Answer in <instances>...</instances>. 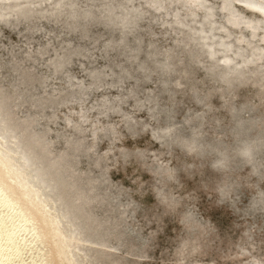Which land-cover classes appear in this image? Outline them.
<instances>
[{"label": "rangeland", "instance_id": "374dc122", "mask_svg": "<svg viewBox=\"0 0 264 264\" xmlns=\"http://www.w3.org/2000/svg\"><path fill=\"white\" fill-rule=\"evenodd\" d=\"M40 1L42 0H30L27 7L18 10L20 12L30 5L36 6ZM89 1L78 0V4L82 10H87L97 8L103 2ZM191 1L189 7L197 0ZM207 1H211L210 10L214 12L212 18L220 27H226L233 34L236 49L246 48L251 41L264 51V23H261L264 20L258 14L248 11L244 7L246 5L238 0H231L243 17L252 18L260 25L257 36L249 39L252 32L244 25L228 23L226 14L221 9L223 0L197 2ZM12 2L21 4L22 0H0V3L5 4ZM52 2L55 0L48 1L38 9H49ZM184 2L188 1H133L134 7L145 12L143 18L136 20L133 26L138 29L141 39H136L137 34L131 30L124 36L131 45L136 44L142 49L139 58L124 55L126 46L107 47V37L112 36L118 40L121 30L102 24L97 18L86 22V35H81L77 30H69L62 20L52 21L47 17L36 18V27L32 30L25 29L26 23L23 22H16L14 25L0 22V82L8 88L16 86L14 90L17 99L23 106H18L11 117L17 123L18 135L24 142L22 147L26 152L37 147L40 150H37L36 154L40 156L48 147L54 156L65 155L61 161L65 164L63 169L78 175L89 174L94 178L106 171L108 181H98L97 184L103 187L110 182L114 187L121 189L115 199L102 202L103 207L119 206L125 209L119 237H109L112 247L103 248L114 251L120 263L250 264L252 254L248 252L249 249H240L241 243H248L253 253L264 260V144L259 146L260 156L255 159L246 162L240 152L232 150L226 158L234 165L217 168L213 162L220 155L221 144H215L211 150L198 155L194 151H188L183 143L164 147L161 140L153 135L159 128L168 126L170 121L167 116L170 115L174 119V122H171L177 126L175 129L185 137H191L197 122L188 121V118L194 120L200 115L203 116L204 122L200 128L204 142L220 138L219 140L232 146L234 136H225L222 132L232 123L233 115L236 114V117L244 120L246 125H251L253 118L264 117L263 83L245 82L237 85L234 80L232 86H227L222 78H217L205 70L204 65H211L205 56L199 59L190 56L185 42L188 37L178 33L179 17L172 15L174 12H178L179 16L191 12L183 9ZM125 3H128V0H125ZM167 4L169 7H164ZM192 7L190 10L196 13L197 21L206 16L204 5ZM38 9L34 8L35 11ZM59 11L60 9L55 10L53 14L56 15ZM18 17L15 11L8 19L15 20ZM183 19L184 22L190 21L187 28L200 26V23L192 22L189 16ZM224 33L217 31V36L223 37ZM152 43L156 45L155 54L158 58H150L151 61L146 65L150 71L142 72L140 65L143 59L149 58L148 49ZM74 47L78 48L77 53L73 52ZM167 50L173 56L172 62L177 68L165 73L156 67L161 64ZM55 53L58 54L55 60L63 61L58 70L50 64ZM67 53H70L72 59H66L69 58ZM221 55L219 51L216 57L221 59ZM66 61L70 62L67 64ZM183 62L186 63L185 69L179 67ZM127 68L130 69V75L120 77L122 69ZM89 70L97 71V75L90 77ZM106 72H110L105 77L106 83L100 87L95 86V79L98 80ZM146 73L150 74V78L145 79ZM253 73L247 70L246 79L254 78ZM136 86L137 91L132 93L131 90ZM79 88H84L85 92H78ZM235 89L237 93L233 91ZM65 92L74 95L62 98ZM148 93L158 96L156 103L163 109L156 119L151 116L152 102L146 100ZM195 93H199L200 100L195 98ZM104 97H107V100H115L114 103L117 102L118 105H112L110 108L102 106L101 100ZM229 101L238 108L233 111L235 114L227 106ZM30 116L31 118H28ZM4 128L5 126L0 130L3 138ZM257 130L263 132L264 126L254 127V131ZM95 132L98 134L95 135ZM3 138H0V143ZM12 139L14 138L10 137L9 142L3 143L1 149L7 155V161L14 163L17 169H23L22 165L16 162L19 159L12 157L19 146L14 148L15 151L9 149L14 146ZM43 140L44 144L40 145ZM76 144H80V147L76 152H72L70 148L74 149ZM123 148L127 150V155L120 158V150ZM139 149L143 152L142 164L136 158L138 151L135 150ZM71 155L77 158H93L95 161L99 159L100 164L94 165V171L86 172L70 164L71 160L68 159ZM162 165L175 170L173 179H169L167 173H155L147 168ZM255 169L259 172H255ZM1 173L5 175L4 172ZM24 174L32 181L35 180L34 177ZM234 175H239L240 178L235 181ZM77 182L82 185L81 178H78ZM223 182L227 186L222 195L216 189ZM7 183L10 189L19 193L18 186H14L9 180ZM37 186L40 194L42 187ZM80 190V194L87 192L86 187ZM161 190L169 192L180 201L173 211L167 208L168 201L158 194ZM45 195L44 192L41 194L47 199L49 196ZM21 202L34 211V205L30 204L27 198L21 197ZM33 203L36 204L34 201ZM87 204L89 213L85 214L84 218L95 215V210L101 215L103 209H99V203L92 201ZM186 210L191 211L201 224L209 225L211 232L206 235V239L211 241V246L207 252L196 249L193 241H187L185 247L181 246L182 237L186 232L192 231H187L181 219L182 211ZM53 211L56 212L55 204ZM110 214L115 219L120 215L116 211ZM51 218L52 214L49 213L48 218H39L38 221L41 230L47 233L45 242L50 245V263L68 264L70 260L66 263L60 262L61 255H58L52 245L59 234L51 233L47 223ZM65 220L64 217L61 222L63 226H66ZM62 225H59L60 231ZM76 237L68 240L72 244L70 250L73 259L82 251L73 245L75 241L77 244ZM67 249H61L62 253L66 254ZM74 249L76 252L80 249L76 256Z\"/></svg>", "mask_w": 264, "mask_h": 264}, {"label": "bare ground", "instance_id": "6f19581e", "mask_svg": "<svg viewBox=\"0 0 264 264\" xmlns=\"http://www.w3.org/2000/svg\"><path fill=\"white\" fill-rule=\"evenodd\" d=\"M133 1L134 0H131L129 3L128 0V3H125V0H103L99 7L87 10H82L83 8L78 4V0H55L54 3L52 2V5L49 9H38L40 8V1L38 4H36V6H33L38 10L35 11L30 5L25 10H20V12L17 10L19 16L18 19H3L0 20V22L7 23L9 25H14L16 22H23L26 23L25 29L32 30V28L36 27V18L47 17L52 21L62 20V22L67 25L69 30H77L81 35H86V22L92 20L93 18H97L100 19L102 24L121 30V36L118 40L113 39L112 36L107 37V39L109 38L107 47L123 45L127 47L124 55L138 57L142 49H140V47L136 44L131 45L129 42H127L124 36L126 32H130L131 30V32L137 34L136 39H141L138 29L133 26L135 25L136 20L143 18L145 12L137 7H134L132 5ZM187 1V3L184 2L185 7L183 6V9H187V11L189 10L191 12L188 11L189 13L183 14L182 16H179L178 12H174L172 15L176 16L177 18L179 17L177 28L178 33L188 37V41L185 42L189 48L188 50L190 51V56L195 59L205 56L210 64H212L218 59L216 54H219V51H221L222 63L226 66L221 72H211L212 75L217 78H222L227 86H232L234 80H236L234 84L238 83L239 85L245 82L264 84V62L262 63L264 51L262 48L255 46L251 41H249V46L246 48L236 49L234 46L236 39L234 38L233 34L228 31L226 27H220L212 18V16H214V12L210 10L211 1L199 3L197 1L200 0H197L193 1L191 4L192 6H198L202 4L207 10L205 14L206 16H204L200 21H197L198 19L196 18V13L190 10L193 9L192 6L189 7V3L192 1ZM238 1L242 4H245L246 6L244 7L248 11L258 14L264 20V4H261V0ZM29 2L30 0H22L21 4L18 2L6 3L9 5L7 10L4 7L5 3H0V14H5L6 11L8 12L13 9L16 11L15 8L21 9L23 7H27ZM169 3L170 2H168V4ZM168 4L164 7H169ZM235 5L236 4H234L231 0H223L222 2L221 9L226 14L228 23L237 26L244 25L245 28L252 32V36H250L249 39L257 36V31L259 30L260 25H258L257 21L252 18L243 17L242 14L236 9ZM62 8H64V10ZM129 8L133 10L131 15H129V13L126 11V9ZM59 9V13L54 15V11ZM66 16L68 18H66ZM186 16H189L192 22L200 23V26L194 25L187 28V26L190 24V21L187 20L184 22L183 18H186ZM217 31H224V36H217ZM243 39L246 38L243 37ZM73 49V52L77 53L78 48L74 47ZM168 50L163 56L162 61L160 62L161 64L156 67L158 68L157 70L165 73L177 68L176 66L174 67L172 62L173 56L169 54ZM155 51V43L150 44L148 49L149 58L143 59V63L140 65L142 72L150 71L146 65H148L151 61L149 60L150 58H158V56L155 54ZM67 54L69 55V58L66 59H72L70 53ZM57 55L58 54H56L54 58L50 60V64L56 70H58V68L63 63L62 59L55 60ZM83 55H86V53H83ZM208 57H210L212 61L209 60ZM69 62H67V64ZM179 65V67L182 69L186 68L185 62L180 63ZM247 70L254 72L253 74L255 77L252 79H246L245 72ZM129 72V68L122 69L119 75L120 77L125 75L127 76L130 75ZM88 73L92 78L97 75V71L94 70L91 72L89 70ZM107 74H110V72L104 73V77L101 76L98 80L95 79L94 85L97 87L104 85L106 83L105 77ZM148 78H150V74L146 73L145 79ZM0 85H2V83ZM15 87L16 86H13V89H15ZM137 89L138 86L134 87L131 92L135 93ZM233 91L235 93L238 92L237 89ZM78 92L84 93L85 89L79 88ZM198 94L199 93H195L196 99L200 98ZM73 95L74 93L65 92L62 95V98ZM146 100L152 102L153 107L151 108V116L152 118L154 117L156 119L157 114L163 110L162 108L158 107L156 103L158 96H156V94L148 93ZM101 101V105L106 108H110L112 105H118L117 102L114 103L115 100H107V97L102 98ZM139 103L141 104L140 101ZM227 106L231 112L238 110L232 101L227 102ZM233 113L235 114V112ZM167 117L168 121H170L169 123L167 122L168 126L159 128V130H156V134H153L154 136L156 135V138L161 140V145L164 147H169L173 144L183 143L188 151H194L196 154L201 155L203 152L211 150L215 144L219 143L221 144L222 149L220 148L221 150L219 152L220 155L218 159L213 162L217 168L225 167L231 164L226 158V155H228L232 150L240 152L246 162L255 159L259 155V146L264 144V131L261 132L263 129L254 131V127L256 126H264V117L253 118L254 120L251 121V125H246L244 120H240L241 118L239 119L236 117V114L233 115L232 123L226 126L222 132V134L225 136H234V144L232 145L233 147L219 140L220 138L215 141H203V133L200 132V128L204 123L203 116L199 115V117L197 116V118L194 120L188 118V121L197 122L193 127L192 136L188 138L180 133L179 130L175 129L176 125L175 123H172L174 122L172 116L169 115ZM2 118L3 117L1 116L0 121H2ZM28 118H31V116ZM4 126V138L3 133H0V138H3L2 142L0 143V169L1 172H4L5 174L4 177L0 172V264H51L49 260L51 252L48 250L50 245L45 242L47 233L41 230L40 223H38L39 218H48L49 213L52 214L51 220L47 222L49 229L51 230V233L59 234L57 237L58 239H56L52 245L56 248L58 255H61L59 256L61 263H66L67 260H70V263L68 264H122L118 261L114 251L112 252L103 249L106 247H112L108 240L109 237H114L116 239L119 237L121 231L120 226L123 223L125 213V209H121L119 206L103 207L104 204L102 202L104 200L111 201L112 199H115L116 196L121 192L119 187H114L112 184H110V182L106 183L103 187L97 184L98 181H108V175L106 171H103L96 178L91 177L89 174L78 175L71 170L67 171L66 169L62 168L65 164L61 163V161L64 160L65 155L54 156L48 147L46 148L45 153L41 154L40 156L37 154L34 155L31 157V161L27 163L26 159H29L28 153H37V150L40 149L36 147L34 149H30L27 152L23 149L22 144L24 142L19 138L17 123L14 119H12V117L8 119V122ZM4 126H1L0 130H2ZM96 134L98 133L95 132V135ZM10 137L14 138L11 140L14 143V146L9 147V149L15 151L14 148L19 146L12 157L13 159H19L20 161L18 160L16 162L22 165V168L25 170L21 169L20 167L17 169L14 167V163L12 164L10 160L7 161V155L1 149V146L4 145L3 143L9 142ZM39 144H44V140ZM69 146L71 147V144H69ZM79 147L80 144H76L74 149H70L72 152H76ZM126 151L127 150L125 148L120 150V158H123L127 155ZM135 152H137L136 158H138L142 164L143 152L140 151V149L135 150ZM72 156L73 155H71V158L73 159ZM71 158L68 160H72ZM95 164L99 165L100 160L97 159ZM242 164H244V162H242ZM234 167L236 168V166ZM147 168L154 171L155 173H167L169 175V179H173L174 174L176 173L174 169L169 168L167 165H162L156 168L153 166H148ZM23 172L34 177L35 180L32 181L30 177L26 176ZM255 172H259V170L255 169ZM78 178L82 179V185L77 182ZM238 178H240L239 175H234L233 180L237 181ZM8 180L12 182L14 186L19 187L17 190L19 193H16V190L14 189H10L9 184L7 183ZM37 185L42 187V192H40V194ZM255 185L258 187V182H256ZM226 186L227 184L225 182H223V184L221 183L218 189H216L217 192L223 195L225 193ZM85 187L87 188V192L82 190L83 192L80 194V189ZM43 192L49 196L47 199L41 196ZM79 194L81 196L78 197ZM158 194L162 199H166L168 201L167 203L169 206L167 208H169L171 211H173L175 207L180 204V201L173 197L169 192L161 190L158 191ZM21 197L27 198L29 203L34 205V211L28 209L27 206L21 202ZM33 201L36 202V204L33 203ZM92 201L99 203V209H103V211L101 212V215H98L96 213L97 211L95 210L93 211V214L95 215H91L90 218H84L83 216L89 213V210L86 207L88 205L87 203ZM54 204L56 205L55 213L53 211ZM112 211H116L117 213L119 212L120 215L115 219L111 217L110 212ZM64 217L66 219V226L65 224L63 226L61 223ZM181 219L184 222V226L187 231L188 229L192 230L191 232H186V234L182 237L181 246L185 247L187 241H193V244L195 242L196 249H202L203 252H207L211 246V241L206 239V235L211 232L209 231V225L207 223L201 224L200 221H198L193 216L192 212L188 210L182 211ZM59 225H62V231L59 230ZM56 230L59 231L56 232ZM133 231H135V229H133ZM74 237H76L75 239L77 240V244L75 241L73 245L75 247L78 246L82 251L76 256V253L80 252V249L77 252L76 249H74L73 253L76 257L73 259V254L70 250L72 244L69 243L68 240H73ZM61 249H67V253H62L63 251ZM240 249H249L248 252L252 254L249 260L250 264H264V260L253 253L252 249H250L248 246V243H241Z\"/></svg>", "mask_w": 264, "mask_h": 264}, {"label": "clouds", "instance_id": "9594fccd", "mask_svg": "<svg viewBox=\"0 0 264 264\" xmlns=\"http://www.w3.org/2000/svg\"><path fill=\"white\" fill-rule=\"evenodd\" d=\"M130 2L131 0H129V3ZM261 4H264V0H261ZM4 7L7 10L9 8V5L5 4ZM126 11L129 13V15H131L133 10L129 8L126 9ZM6 15H7V11H6ZM261 23H264V21H261ZM208 59L211 60L210 57H208ZM225 66L226 65L222 63V58H221V59H217L211 65H204L203 67L207 72L211 73V72H221L224 70ZM18 106L22 107L23 105H21L20 101L17 99L15 90L13 88H8L3 85H0V116H2L5 119H10L11 116L14 115V113L16 112ZM70 162L74 166L79 167L85 171H94L95 160L93 158L73 157V159Z\"/></svg>", "mask_w": 264, "mask_h": 264}, {"label": "water", "instance_id": "95a60500", "mask_svg": "<svg viewBox=\"0 0 264 264\" xmlns=\"http://www.w3.org/2000/svg\"><path fill=\"white\" fill-rule=\"evenodd\" d=\"M48 1H52V0H42V1L40 2V4H39V7H41V6L44 5L45 3H48ZM15 10L17 11L18 8H15ZM111 11H112V9H111ZM13 12H15L14 9L11 10V11H8V12H7V15H6V13H5L4 15H2V16L0 15V20L10 18V16H12V14H10V13H13ZM187 25H188V24H187ZM185 27H186V26H185ZM241 69H243V68H241ZM7 122H8V119L2 118V121H0V127H1V126H4ZM28 155H29V159H26L27 163H29V162L31 161V157H33L34 155H36V152H29ZM39 172H40V170H39Z\"/></svg>", "mask_w": 264, "mask_h": 264}]
</instances>
